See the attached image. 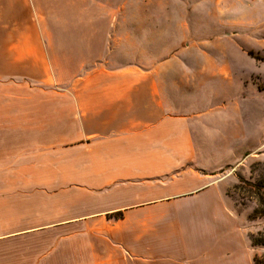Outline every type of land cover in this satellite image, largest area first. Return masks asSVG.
<instances>
[{
	"label": "crops",
	"instance_id": "crops-1",
	"mask_svg": "<svg viewBox=\"0 0 264 264\" xmlns=\"http://www.w3.org/2000/svg\"><path fill=\"white\" fill-rule=\"evenodd\" d=\"M124 6L0 0V264H252L218 177L240 103L194 97L231 65L110 63Z\"/></svg>",
	"mask_w": 264,
	"mask_h": 264
},
{
	"label": "rangeland",
	"instance_id": "rangeland-1",
	"mask_svg": "<svg viewBox=\"0 0 264 264\" xmlns=\"http://www.w3.org/2000/svg\"><path fill=\"white\" fill-rule=\"evenodd\" d=\"M118 1L125 6L120 8L116 36L112 44L110 41V63L116 64L120 59L146 63L183 48L190 50L181 57L186 66L204 63L198 55L201 51L215 65L223 59L230 63L231 81L210 83L194 97L202 99L205 93L208 98L240 103L239 124L236 125L233 113L226 122L231 135L225 139H230L231 151H223L230 146L222 137H210L204 139V145H209L212 152L204 155L209 161L218 162L225 153L229 164L218 177L222 178L220 184L237 223L235 236L244 244L245 256L252 264L253 257L264 264V246H252L250 241V236L264 232V219H249L256 209H264V187L257 191L254 185L257 179L258 184L264 183V25H258V5L250 0ZM127 2L131 3L128 7ZM60 20L58 26H63ZM186 94L187 89H182V95ZM200 121L204 129L213 131L219 127L220 118L202 117ZM197 144L202 147L201 137Z\"/></svg>",
	"mask_w": 264,
	"mask_h": 264
},
{
	"label": "trees",
	"instance_id": "trees-1",
	"mask_svg": "<svg viewBox=\"0 0 264 264\" xmlns=\"http://www.w3.org/2000/svg\"><path fill=\"white\" fill-rule=\"evenodd\" d=\"M254 185L256 186V189L258 191V187L263 188L264 187V183L259 181L258 184V179L256 180V182L254 183ZM262 206H263V202H261ZM252 218H258V219H264V209L262 207V209H256L254 211V214L252 215V217H249L250 220H252ZM264 231V229H263ZM250 241H251V245L252 246H264V232L260 233L258 232V234L256 236H250ZM253 263L254 264H263L260 260L257 259V257H253Z\"/></svg>",
	"mask_w": 264,
	"mask_h": 264
}]
</instances>
